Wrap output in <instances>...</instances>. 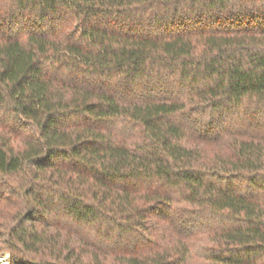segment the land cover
<instances>
[{"label":"trees","instance_id":"trees-1","mask_svg":"<svg viewBox=\"0 0 264 264\" xmlns=\"http://www.w3.org/2000/svg\"><path fill=\"white\" fill-rule=\"evenodd\" d=\"M5 253L264 264V0H0Z\"/></svg>","mask_w":264,"mask_h":264},{"label":"rangeland","instance_id":"rangeland-1","mask_svg":"<svg viewBox=\"0 0 264 264\" xmlns=\"http://www.w3.org/2000/svg\"><path fill=\"white\" fill-rule=\"evenodd\" d=\"M0 263L1 264H8L9 263V256L7 253L3 254L1 257H0Z\"/></svg>","mask_w":264,"mask_h":264}]
</instances>
